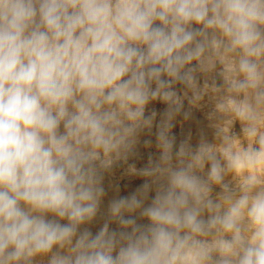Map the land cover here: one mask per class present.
<instances>
[{"label": "clouds", "instance_id": "clouds-1", "mask_svg": "<svg viewBox=\"0 0 264 264\" xmlns=\"http://www.w3.org/2000/svg\"><path fill=\"white\" fill-rule=\"evenodd\" d=\"M0 264H264V0H0Z\"/></svg>", "mask_w": 264, "mask_h": 264}]
</instances>
